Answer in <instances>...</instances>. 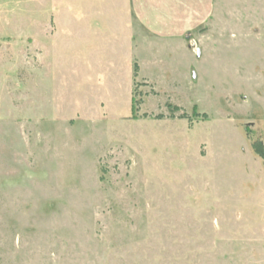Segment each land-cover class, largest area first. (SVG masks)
Here are the masks:
<instances>
[{
	"label": "rangeland",
	"instance_id": "obj_1",
	"mask_svg": "<svg viewBox=\"0 0 264 264\" xmlns=\"http://www.w3.org/2000/svg\"><path fill=\"white\" fill-rule=\"evenodd\" d=\"M0 264H264V0H0Z\"/></svg>",
	"mask_w": 264,
	"mask_h": 264
},
{
	"label": "crops",
	"instance_id": "obj_2",
	"mask_svg": "<svg viewBox=\"0 0 264 264\" xmlns=\"http://www.w3.org/2000/svg\"><path fill=\"white\" fill-rule=\"evenodd\" d=\"M136 24L159 41H178L211 18L214 0H129Z\"/></svg>",
	"mask_w": 264,
	"mask_h": 264
}]
</instances>
